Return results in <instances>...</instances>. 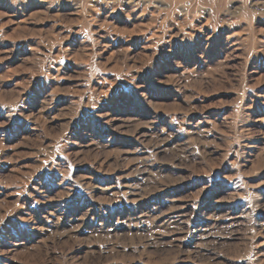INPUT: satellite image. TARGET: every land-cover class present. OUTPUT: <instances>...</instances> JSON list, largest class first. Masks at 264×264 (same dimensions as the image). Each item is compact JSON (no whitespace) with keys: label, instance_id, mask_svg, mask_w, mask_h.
I'll use <instances>...</instances> for the list:
<instances>
[{"label":"rangeland","instance_id":"obj_1","mask_svg":"<svg viewBox=\"0 0 264 264\" xmlns=\"http://www.w3.org/2000/svg\"><path fill=\"white\" fill-rule=\"evenodd\" d=\"M218 1L0 0V264H264V0Z\"/></svg>","mask_w":264,"mask_h":264},{"label":"bare ground","instance_id":"obj_2","mask_svg":"<svg viewBox=\"0 0 264 264\" xmlns=\"http://www.w3.org/2000/svg\"><path fill=\"white\" fill-rule=\"evenodd\" d=\"M173 5H176V4H187L188 6L194 4V3H198V4H202V3H206V4H211V5H217V2H219L218 0H169ZM170 3V4H171ZM171 4V5H172ZM190 4V5H189ZM188 8V7H187ZM188 11H189V8H188ZM186 12V11H185Z\"/></svg>","mask_w":264,"mask_h":264}]
</instances>
